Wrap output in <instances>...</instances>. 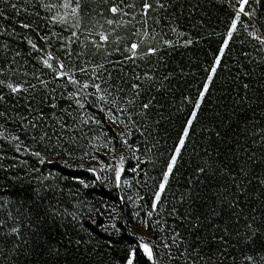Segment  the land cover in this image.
Here are the masks:
<instances>
[{
  "label": "trees",
  "instance_id": "trees-1",
  "mask_svg": "<svg viewBox=\"0 0 264 264\" xmlns=\"http://www.w3.org/2000/svg\"><path fill=\"white\" fill-rule=\"evenodd\" d=\"M79 2L73 17L65 0H0V264H35L38 240L59 248L51 264H64L65 254L70 264H124L133 250L135 264H247L245 255L259 261L258 247L243 241L244 215L237 224L227 201L239 198L245 214L264 209L258 179L264 174V45L249 35L264 37V0H247L243 12L241 0H147V11L145 0ZM113 5L121 11L110 12ZM133 43L139 48L130 58ZM149 47L156 53L147 54ZM49 54L51 69L43 63ZM206 82L189 137L155 201ZM9 83L21 90L11 92ZM132 83L142 85L141 94L128 105ZM105 91L108 102L101 103ZM198 167L217 175L204 176ZM221 194L226 210L219 228L216 220H204L199 233L181 226L178 215L207 212ZM37 207L46 212L42 221ZM137 225L149 240L134 232ZM14 226L19 235L11 233ZM224 227L227 243L209 249L204 238L224 235ZM197 235L198 255L192 251ZM141 243L153 249V261ZM45 256L47 249L40 259Z\"/></svg>",
  "mask_w": 264,
  "mask_h": 264
},
{
  "label": "snow or ice",
  "instance_id": "snow-or-ice-1",
  "mask_svg": "<svg viewBox=\"0 0 264 264\" xmlns=\"http://www.w3.org/2000/svg\"><path fill=\"white\" fill-rule=\"evenodd\" d=\"M247 3V0H241V5H240V11L243 12L244 11V4ZM73 5V0H65V3L62 5L65 9H71V15L73 17L77 16L78 13V9L80 8V2L79 0H75V6ZM161 7H163V5H160ZM13 8L16 7L15 4L12 5ZM46 8L51 9L53 7V5H45ZM143 8L145 11H147L148 9L152 8V4L148 3L147 0H145L144 4H143ZM109 11L112 12L113 14H116L118 12L121 11V9L117 6V5H113L109 8ZM68 13H66L65 15H67ZM0 15H3L2 12H0ZM245 15H250L249 13H245ZM53 19L55 20L56 18L53 17ZM239 20V12L236 15V18L232 21L231 24V28L228 32V37L231 38L233 31L236 29V24L237 21ZM60 21L63 22L64 21V17H60ZM108 24H112L113 21L112 20H108L107 21ZM23 28H29L31 27L30 24L28 23H21L20 25ZM73 35H75V33H73ZM100 39L103 41H107L108 37L101 32L100 34ZM249 35H253L255 39H257L259 41V43L261 45H264V37H260V36H255L254 33H249ZM44 39H47L46 37H44ZM166 43H170V42H166ZM189 43H191V41H189ZM228 40L224 41L225 46H227ZM33 48H36L35 44H32ZM139 48V45L137 43H133L131 44V52H132V57L130 58H135L136 54H137V50ZM223 47L220 49L221 54L223 53ZM156 48L154 47H149L147 49V54H155L156 53ZM53 59L52 55L49 54L48 58L45 59L43 61L44 65L48 68H53V64L50 63V61ZM220 63V57L217 56L215 59V63L213 64L212 68H211V72L214 74L216 71V66L219 65ZM60 68L63 69V64H60ZM83 71V69H82ZM145 77L147 80H151L152 77L150 75H148L147 73H145ZM167 78V77H165ZM137 80L140 79V77H136ZM212 80V75H209L208 77V82H210ZM73 84L77 83L75 80L71 81ZM208 82L204 83L203 85V89L199 92L198 98L195 101L194 104V109L191 112V116L190 118L186 121L185 126L182 129V134L179 136V146L176 147L175 149V154H173L170 157L169 162L167 163V171L164 173V177H163V182L159 185V191H157L155 193V200L159 201L160 200V196L161 193L164 191L165 189V185L168 182L169 179V175L173 172V167L176 164V160H177V156L180 154V150L181 148L185 145V141L186 139L189 137V129L192 126L193 120H195L197 118V113L200 110L201 107V103L204 100L205 97V93L208 91V87L209 84ZM0 83H3V81H0ZM7 87L11 90V92L16 93L18 91L21 90L19 85H13L11 83H9L7 85ZM89 85L87 83H85L83 85V88H88ZM94 87L96 88L97 92L100 93L102 91V89L100 88L99 84L94 85ZM142 85L138 84V83H132L131 84V89L133 90V95L131 98H129L126 103L128 105H134L135 104V99L136 97H139L141 92ZM244 87L247 89L248 88V84H245ZM107 92L105 91L104 95H99L97 97V99L101 102V103H107ZM0 99H3V97H0ZM77 103H80L79 101H77ZM112 103L115 104V99H113ZM261 103H264V101H261ZM151 102L149 101L148 103H143L141 105V108L144 110L149 109ZM83 104H80V107H83ZM53 107H55V105H53ZM102 111L104 110L103 108L101 109ZM120 112H125L127 111V109H119ZM109 116L110 118L113 119V122L115 123V119L112 117L111 112H109ZM130 118V117H129ZM98 123V121H97ZM217 136H220V133L217 132L216 133ZM34 155L39 156L40 153L36 152L34 153ZM197 172L204 175V176H216L217 173L215 171H212L211 173L208 171V169H206L205 167H198L197 168ZM223 169L220 170V175H223ZM119 176H120V170H117L116 173V177H117V181L119 180ZM229 177L230 179L235 182V175H233L231 172H229ZM259 182L261 185H264V174H262L259 178ZM237 187L240 190L241 195L244 194L245 189L240 187V185H237ZM219 199V205L218 206H208L207 207V212H196L195 214H193L192 211H188L186 212L183 216H179L178 215V219H180L181 221V226L186 227L189 229V231H196L197 233H199V230L202 228L204 220L208 221V224L211 225L213 220H216L217 223L215 225V227L219 228V222L222 221L224 219V212H225V198L222 197V194L220 196H218ZM188 200L191 201L192 200V196H191V192H189L188 195ZM184 202V197H181V203ZM215 204V202H214ZM157 205L154 202L152 204V209L153 211H155ZM237 208H240V211L237 212L235 211ZM227 209L231 210L230 211V217L231 216H235L237 218L236 223L239 224V217L241 215H244V228H245V232L243 233V241L245 244H251L253 247H258V253L257 255L259 256V261L257 260L256 256L253 255H245L243 260L247 262V264H260V262H264V209H260L257 210L255 207L250 208L249 209V213L245 214L244 213V206L241 205L239 198H234L233 200L227 201ZM35 212L36 218L38 221H42L45 218L46 212H42L39 207H37L36 209L33 210ZM171 212L173 214H178V209L177 208H173L171 210ZM153 214L152 211H149L147 213V215L149 217H151ZM185 221L187 223H185ZM0 226H2V224H0ZM11 233L12 234H16L19 235V228L18 227H12L11 228ZM224 235L221 236H217L215 233H213L211 235V237H205L204 238V242H206L207 246L209 247V249H211L214 245L218 244V243H227V241L225 240V237L229 235L228 232V228L224 227L222 229ZM236 236H241V233L237 230L235 232ZM180 233L176 232L175 236L173 237V239L175 240L176 237H179ZM196 242H197V246L193 247L192 251L194 253H197V255L200 252V248H199V243L201 242V237L199 235L196 236ZM71 243V241H70ZM76 245H80L81 244V240H76L75 241ZM165 248H168L169 245L165 244L164 245ZM140 248L143 250V253L145 254V256L147 257L148 261H153V249L146 243H141L140 244ZM44 249H47V256H45L42 260L40 259V256L42 254V252L44 251ZM78 250V249H77ZM35 252L37 255V261L35 262V264H51V257L52 256H56L59 257L61 255L59 248H51L48 247L47 244L41 243L39 240L37 241L36 245H35ZM203 259V257H201ZM64 264H70V260L68 258V255L65 254V261ZM124 264H135V250L130 251L127 254V257L125 258ZM193 264H195V262H193ZM206 264H208L207 260H206ZM219 264H222V262H219Z\"/></svg>",
  "mask_w": 264,
  "mask_h": 264
},
{
  "label": "rangeland",
  "instance_id": "rangeland-1",
  "mask_svg": "<svg viewBox=\"0 0 264 264\" xmlns=\"http://www.w3.org/2000/svg\"><path fill=\"white\" fill-rule=\"evenodd\" d=\"M71 13V12H70ZM69 13V14H70ZM99 169L101 170V167H99ZM156 201V200H155ZM153 211V209L151 210ZM134 232L139 236V238L147 241L150 239L149 233L147 232L146 228L144 225H137L134 228Z\"/></svg>",
  "mask_w": 264,
  "mask_h": 264
}]
</instances>
